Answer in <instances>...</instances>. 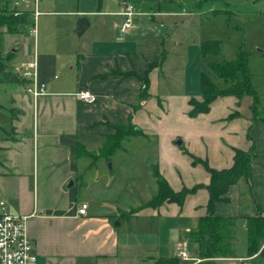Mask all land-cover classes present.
<instances>
[{"label": "crops", "instance_id": "1", "mask_svg": "<svg viewBox=\"0 0 264 264\" xmlns=\"http://www.w3.org/2000/svg\"><path fill=\"white\" fill-rule=\"evenodd\" d=\"M125 3L114 13H98L100 17L119 19L114 27L115 40L103 37L91 44L81 42L75 32L80 22L67 28L59 23L50 26L40 41L34 36L31 41L25 38V47L16 60L21 57L19 65L36 60L37 79L46 84L47 94L38 98L25 94L27 82L0 87L7 102L1 111L9 113L8 122L5 118L0 120V202L7 204L9 213L27 217V236L38 255L37 264H158L168 260L185 264L177 258V247L182 243L195 251L194 255L190 253L194 261L189 263L198 264L199 245L190 242L188 235L197 230L199 219L207 214L209 194L205 187L210 183V174L202 166L194 167L183 152L207 162L213 169L225 170L232 168L235 150L254 149L253 184L242 180L230 189V202L219 203L216 208L218 216L236 220V257L218 260L216 264H264V245L258 254L250 256L247 235V218L258 216L264 209V85L257 103L250 95L243 99L219 97L208 114L192 118L190 101H202L201 89L199 95L166 94L171 91L174 71L169 69V53L165 50L160 56L159 52L167 40L162 31L142 37L138 43L124 40L133 37L138 28L120 37L119 29L125 19L119 14ZM77 4L67 12L69 15L83 16ZM46 13L54 16L53 12ZM141 21L145 23L146 19ZM39 34L41 30L37 28V37ZM178 42L177 47L181 48ZM256 50L264 58V49ZM177 72L181 76V69ZM146 76L149 97L143 98ZM251 76L253 79V73ZM187 89L190 90L188 86ZM84 91L95 96L93 104L79 99L78 94ZM161 100L165 102L162 106ZM251 108L256 110L257 118L252 116ZM12 112L17 114L15 119ZM107 124L132 125L144 137L157 132V172L175 192L204 187L188 195L183 206L164 203L152 209L147 220L151 227L147 229L134 226L139 213L127 220L132 228L123 230L122 225H114L119 220L118 213L111 211L116 209L101 213L90 200L80 201L74 194L66 200V194L61 193L64 187H54L48 181L65 162L76 172L77 146L100 143L106 138ZM177 136L183 138L184 151L172 144ZM82 205L88 206L85 215L80 214Z\"/></svg>", "mask_w": 264, "mask_h": 264}, {"label": "rangeland", "instance_id": "2", "mask_svg": "<svg viewBox=\"0 0 264 264\" xmlns=\"http://www.w3.org/2000/svg\"><path fill=\"white\" fill-rule=\"evenodd\" d=\"M124 3L132 4L140 13L133 24V29L138 28V31L133 37H124V40L138 43L142 37L143 39L152 37L155 31H162L163 37L167 40L165 48L160 45L159 52L160 56L165 50L169 53L171 59L169 69L174 71L170 79L171 84H169L171 91H167L166 94L191 96V92L193 94L197 92L199 95L202 73L206 74L219 89L227 88L229 85L210 70L209 64L233 61L237 53L243 52L248 56V63L250 61L252 63V84L256 88L257 95L263 96L264 58L257 55L256 49H264V35L262 34L264 30V0H47L40 5L39 11L42 12V15L36 21L32 15L34 5L27 4L23 0H0V9L13 12L15 15L29 12L31 21L35 22L37 28L41 30V34L36 36L39 41L43 37V31H47L50 26L54 27L59 23L61 27L67 28L74 22L78 23L85 18L91 27L84 36L78 37V40L91 44L103 37H111L114 40L117 38L114 27L118 24L116 20L119 19L109 16L100 17L98 13H114ZM76 4L83 16L76 17L67 13L75 9ZM61 11H65V14L62 15ZM43 12H53L54 16L43 14ZM143 18L146 19L145 23L141 21ZM31 30L32 28L25 33L30 32V35L27 36L6 35L5 52L13 51L16 52V57L20 56L25 47V38L32 40ZM177 41H179L178 44L181 42V48L177 47ZM208 41L219 43L220 55L207 57L202 55L201 44ZM20 62L21 57L17 60L15 58L10 64L13 72L19 76L24 72L26 65L31 63L24 62L25 64L19 65ZM178 64L181 67H178ZM173 65L175 67H172ZM179 69L182 71L181 76L177 72ZM187 86L190 90L187 89ZM242 99L239 101L242 102ZM6 103L4 92L0 91V106L3 107ZM162 103L165 102L161 100V106ZM261 103L264 106V99ZM166 104L168 105V102ZM1 110L2 108H0V120L5 118L8 122L9 113ZM250 110L252 116H255L256 110L253 108ZM257 110H259V106ZM174 126L178 128L180 125L176 123ZM128 130L129 127L126 126L107 124L106 138L104 137L100 143L91 147H83L79 144L76 149H84L91 155H99L101 150L99 148L103 147V144L111 138H116L117 133L124 134ZM179 140L182 145H177ZM157 141V132L150 133L147 137H126L121 148L110 158L99 157L93 160L89 157H78L75 154V164L78 170L72 172L71 164L65 162L61 171L48 182L54 187H61V189L64 187L61 193L66 194V200L74 194L80 201L90 200L94 208L101 213H108L110 209H119L118 212L116 210L111 212L118 213V219L122 220V223L118 220L120 226L122 225L118 227L123 230L132 228L131 221L127 220L130 219V215L138 213L140 217L135 221L134 226L147 229L151 227L150 221L147 223L148 215L152 213V209H156L150 207V203L157 198L158 194L155 174L157 172L155 167L158 165ZM172 144L184 151L181 136H177ZM184 153L191 158L194 167L202 166L206 171L203 164H194L195 156L188 155V152ZM42 181L45 185L47 179L44 178ZM72 181L75 186L67 189ZM86 190H89L88 193ZM188 251L192 255L195 253L191 246L188 247Z\"/></svg>", "mask_w": 264, "mask_h": 264}, {"label": "trees", "instance_id": "3", "mask_svg": "<svg viewBox=\"0 0 264 264\" xmlns=\"http://www.w3.org/2000/svg\"><path fill=\"white\" fill-rule=\"evenodd\" d=\"M30 15L29 12L15 15L13 12L0 9V86L25 83L21 76L11 70L10 64L15 60L16 52H5L4 42L6 35H22L35 26V22L31 21ZM201 52L204 57L218 56L221 54V48L218 42L208 41L203 43ZM209 68L219 78L229 83V86L223 90L219 89L206 74H202L200 89L203 99L202 101H198L195 98L191 99L190 116L192 118H196L201 114H208L211 110V104L219 97L234 96L242 98L244 95H250L254 98L255 103L258 102L256 90L252 84L248 56L245 53L239 52L236 59L230 62H212L209 64ZM148 91L149 78L146 76L143 79L141 96L148 98ZM12 117L15 119L17 114L12 112ZM255 117L257 118V116ZM126 127H129V130L124 134L117 133L116 138L108 140L100 150L99 155H91L84 149H76L78 157H89L93 160L99 157L110 158L121 148V144L126 137L143 136V132L140 129L132 125ZM11 133L14 134V129L11 130ZM11 139L17 140L16 137H11ZM255 159L254 149L250 151L237 149L234 154V164L230 169L216 170L211 168L205 161L197 158L194 161L195 165L198 163L203 164L206 171L210 174V183L205 187L209 194L207 214L199 219L197 230L188 235L190 242L199 245V254L202 261L198 264H216L218 260L234 259L236 257V220L218 216L216 208L219 203L230 202L228 197L230 189L238 185L242 180H245L250 185L253 184V164ZM155 174L158 194L157 198L150 203V207L158 208L164 203H176L183 206L188 195L194 194L204 187L198 185L192 189L185 188L181 192H175L160 173L155 172ZM247 235L248 254L254 256L260 252L264 245V209L260 210L258 216L247 218ZM165 263L179 264V260L158 262V264Z\"/></svg>", "mask_w": 264, "mask_h": 264}, {"label": "built area", "instance_id": "4", "mask_svg": "<svg viewBox=\"0 0 264 264\" xmlns=\"http://www.w3.org/2000/svg\"><path fill=\"white\" fill-rule=\"evenodd\" d=\"M27 4L34 5L32 15L35 21L42 13L39 7L47 0H23ZM124 17V23L119 29L120 37H124L133 29L136 17L140 16L138 10L132 4H125L120 14ZM31 35L36 38L37 24L31 30ZM21 78L27 82L23 92L34 98L47 94L46 84L37 79L36 60L28 63ZM78 97L81 101L91 105L95 102V96L88 92H80ZM88 210L87 205H82L80 214L85 215ZM27 217L9 213L7 204L0 202V264H37L38 255L36 254L28 236H27ZM177 258L190 262L194 261L190 257L188 245L182 243L177 247ZM244 261V260H240ZM245 262V261H244ZM246 264V263H245Z\"/></svg>", "mask_w": 264, "mask_h": 264}, {"label": "water", "instance_id": "5", "mask_svg": "<svg viewBox=\"0 0 264 264\" xmlns=\"http://www.w3.org/2000/svg\"><path fill=\"white\" fill-rule=\"evenodd\" d=\"M90 26V23L88 22V20H86L85 18L81 19L80 20V25L79 27L76 29V34L79 36V37H82L84 35V33L86 32V30L89 28ZM177 145H182V142L179 140L177 142ZM74 187V182L72 181L70 183V185L67 187L68 189L70 188H73ZM115 226H120V223L117 222L114 224Z\"/></svg>", "mask_w": 264, "mask_h": 264}]
</instances>
